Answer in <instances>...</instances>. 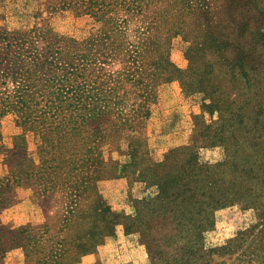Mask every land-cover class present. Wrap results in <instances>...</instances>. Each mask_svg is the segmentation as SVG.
<instances>
[{
	"label": "trees",
	"instance_id": "obj_1",
	"mask_svg": "<svg viewBox=\"0 0 264 264\" xmlns=\"http://www.w3.org/2000/svg\"><path fill=\"white\" fill-rule=\"evenodd\" d=\"M29 1L18 26L0 12V213L23 188L46 218L0 219V264L14 249L23 264L78 262L116 225L137 234L147 264H264V0ZM65 11L90 20L83 34L53 28ZM176 37L184 68L169 56ZM171 81L200 113L155 156L147 124ZM214 147L219 157H201ZM103 179L125 181L130 214L104 202ZM228 206L254 222L208 242Z\"/></svg>",
	"mask_w": 264,
	"mask_h": 264
},
{
	"label": "rangeland",
	"instance_id": "obj_2",
	"mask_svg": "<svg viewBox=\"0 0 264 264\" xmlns=\"http://www.w3.org/2000/svg\"><path fill=\"white\" fill-rule=\"evenodd\" d=\"M2 10L6 13L4 23L8 27H15L26 20L21 12L31 10V3L29 0H0V12ZM49 20L56 31L74 36L83 34L90 23L88 18L75 16L69 11L54 14ZM184 45L181 39L176 37L169 52L170 59L181 68L187 64L183 57ZM197 102L198 98L184 97L176 81L168 82L159 88L158 102L147 124L149 144L155 156H159L166 147L187 140L193 129L191 115L200 113ZM261 103H264V97H261ZM204 117L207 121L210 118L212 121L216 119L215 115L206 114ZM1 130L4 141H8L9 135L17 131L10 116L2 119ZM200 153L202 158H217L220 156V148L200 149ZM1 170L0 168V173ZM97 189L112 211L124 214L132 212L123 179L100 180L97 182ZM31 195L29 189L14 190L11 204L0 213L1 221L12 225L43 221L46 214ZM53 208L52 202L47 209ZM51 213L52 211L49 212ZM214 216V228L206 234V240L217 243L246 228L255 219L252 210H243L237 206L218 209ZM3 264H23L21 252L18 249L7 252ZM71 264H147V256L143 245L138 243L137 234H124L121 225H116L113 235L105 237L93 252L81 256L78 262Z\"/></svg>",
	"mask_w": 264,
	"mask_h": 264
}]
</instances>
